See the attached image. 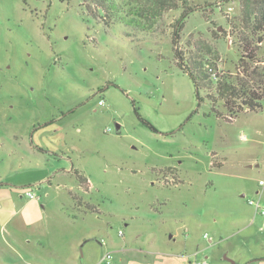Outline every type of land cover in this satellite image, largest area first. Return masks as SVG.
I'll return each instance as SVG.
<instances>
[{"label": "rangeland", "instance_id": "1", "mask_svg": "<svg viewBox=\"0 0 264 264\" xmlns=\"http://www.w3.org/2000/svg\"><path fill=\"white\" fill-rule=\"evenodd\" d=\"M188 4L199 8L181 50L208 43L218 72L234 77L238 0ZM85 6L0 0V200L38 197L26 235L0 236V264H101L106 254L109 264H264V216L249 204L264 207V102L232 121L203 91L198 105L171 43L181 7L143 35L98 24ZM32 143L70 172L41 180ZM42 222L48 238L27 235Z\"/></svg>", "mask_w": 264, "mask_h": 264}, {"label": "trees", "instance_id": "2", "mask_svg": "<svg viewBox=\"0 0 264 264\" xmlns=\"http://www.w3.org/2000/svg\"><path fill=\"white\" fill-rule=\"evenodd\" d=\"M80 1L86 4L87 14L92 16L98 24L106 27L109 24L121 23L128 28V32L143 35L157 32L155 25L162 20L164 14L181 7L179 17L172 24L171 43L177 67L190 78L198 105L203 101L200 95V91H203L212 106H215L218 101L222 103L228 113V117L225 118L227 121H232L243 112L263 111L264 67L256 66V50L263 42L264 0H238L239 26L234 29V33L240 56L234 77L218 72L217 52L208 43L198 42L193 51L183 52L181 50L180 35L185 25V19L191 12L199 8L190 7L188 0ZM228 1L230 0H223V2ZM209 6L210 4L204 5V7ZM251 63H255V65L251 66ZM135 113L147 128L157 132L153 125L139 116L136 109ZM74 174L83 190L88 191L90 187L88 180L77 171H74ZM72 197L75 199L74 195ZM83 206L85 211H96L94 206Z\"/></svg>", "mask_w": 264, "mask_h": 264}, {"label": "crops", "instance_id": "3", "mask_svg": "<svg viewBox=\"0 0 264 264\" xmlns=\"http://www.w3.org/2000/svg\"><path fill=\"white\" fill-rule=\"evenodd\" d=\"M32 147L35 148V152L34 158L37 159V161L35 162V165L41 169L43 177L41 180H47V182H50V174L53 172L55 174V176L57 175H64L68 172H70V170L68 171L67 168H65L62 164L61 167H58L56 164L50 166L48 159H50L47 155L51 154V151H49V149L42 144L39 143H32ZM37 153V154H36ZM45 157V158H44ZM43 160V164L41 162H39V159ZM60 160L63 159V157L59 158ZM45 162V163H44ZM54 170V171H53ZM57 173V174H56ZM27 192H32L35 194V192L33 191V189H28L25 191V197H27L26 193ZM15 196L19 197V199H22V196L16 191L15 193H13ZM36 196V195H35ZM28 199V202H26L25 204H21V200H14L12 197L10 198V196L8 198L5 199H1L0 200V236L2 237V239L4 238L3 236L5 235L6 237H10V238H14L19 236L21 233H23V227L25 226H30L28 223H25L26 221H30V210L28 208L25 207H37L36 203L34 202L35 199ZM36 199H38V197L36 196ZM32 201V202H31ZM43 209H44V205H42ZM25 210H27L28 212L25 215H21V213H23ZM25 221V222H22ZM31 228V227H30ZM34 228V227H33ZM30 234H27L28 236H32V237H36V238H48V230H47V225L42 222V229L38 230L37 232H29ZM25 234V233H23ZM26 235V234H25ZM13 239V240H14ZM17 241V239H16ZM27 242L29 243V240H27ZM256 260V259H255ZM255 260H253L252 262H254ZM65 263V262H64Z\"/></svg>", "mask_w": 264, "mask_h": 264}, {"label": "built area", "instance_id": "4", "mask_svg": "<svg viewBox=\"0 0 264 264\" xmlns=\"http://www.w3.org/2000/svg\"><path fill=\"white\" fill-rule=\"evenodd\" d=\"M99 104L102 105L103 102L100 101ZM258 186H259L260 188H264V179H263V180H259V182H258ZM26 195H27V197H28L29 199H31V200H32V199H36L35 194L32 193V192H27ZM249 204L254 206V208H255V210H256L257 213H259L261 216H264V207H262V206L260 205L259 202L255 203L254 201H251V202H249ZM119 234L121 235L122 233L119 232ZM205 236H206V235H205ZM110 260H111V255H110V254H106V255H104V256L102 257V259H101V264H109V263H110ZM204 264H205V263H204Z\"/></svg>", "mask_w": 264, "mask_h": 264}, {"label": "water", "instance_id": "5", "mask_svg": "<svg viewBox=\"0 0 264 264\" xmlns=\"http://www.w3.org/2000/svg\"><path fill=\"white\" fill-rule=\"evenodd\" d=\"M119 129H120V127H119V126H117V127H116V131H117V132H119Z\"/></svg>", "mask_w": 264, "mask_h": 264}]
</instances>
